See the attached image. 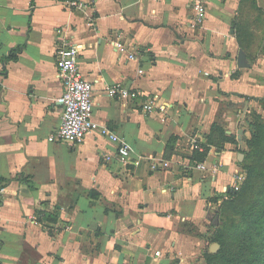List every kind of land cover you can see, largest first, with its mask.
<instances>
[{
    "label": "crops",
    "instance_id": "1",
    "mask_svg": "<svg viewBox=\"0 0 264 264\" xmlns=\"http://www.w3.org/2000/svg\"><path fill=\"white\" fill-rule=\"evenodd\" d=\"M80 1L0 0V264H204V224L242 175L240 108L264 96V63L248 60L235 28L258 33L255 7L201 0L193 27L195 0ZM64 40L93 84L94 120L124 137L126 160L97 131L49 142L61 122ZM239 50L249 68H238ZM114 85L136 97H109ZM216 127L235 142L208 145ZM192 138L208 147L205 170L190 158ZM158 161L169 165L152 169Z\"/></svg>",
    "mask_w": 264,
    "mask_h": 264
},
{
    "label": "built area",
    "instance_id": "2",
    "mask_svg": "<svg viewBox=\"0 0 264 264\" xmlns=\"http://www.w3.org/2000/svg\"><path fill=\"white\" fill-rule=\"evenodd\" d=\"M64 2L67 6L72 8H84V4L80 0H64ZM193 8L195 10V14L193 15L191 26L194 27L203 21L205 7L201 0H195ZM113 47L118 52L127 53L125 46L121 43H114ZM79 54L80 50L77 45L69 40H64L63 43L55 50V65L58 76L63 84V92L57 99V101L61 104L62 112L60 125L48 140L52 143L61 142L74 145L82 142L88 134L97 131L116 146L117 160H126L129 156V147L124 137L117 136L105 125H100L93 118V84L91 81L87 79L85 80L80 71L78 65ZM127 58L131 61L136 60V53H127ZM142 72V70L138 71L139 74H142ZM106 93L112 98L136 97V93L133 90L125 89L119 87L118 85L109 87ZM154 109V100L148 101L144 107V111L146 113H150L154 111ZM189 148L192 151H203V147L199 143L198 138H192ZM106 159L110 160L111 157L107 156ZM168 165L169 163L166 161H158L152 164L151 168L155 170L158 166L166 168ZM195 167L200 170L206 169V165L203 162H197ZM241 177L242 175L237 176V181ZM5 192V186H1L0 194H4Z\"/></svg>",
    "mask_w": 264,
    "mask_h": 264
},
{
    "label": "trees",
    "instance_id": "3",
    "mask_svg": "<svg viewBox=\"0 0 264 264\" xmlns=\"http://www.w3.org/2000/svg\"><path fill=\"white\" fill-rule=\"evenodd\" d=\"M253 7H255V2L253 0H248ZM246 26V25H245ZM244 25H236L237 36L239 40V47L245 50L246 42L250 40V35L246 33V28ZM246 101L253 99L264 101V98H251L245 97ZM257 114L253 116L252 119L249 116L246 117L245 124L248 127L250 133V138L244 140L247 147H255L254 149L260 147L264 141V122L258 120ZM213 127V126H212ZM218 135L212 133V137L207 140V144L217 142V148L220 150L221 144L223 142H235L234 138L225 135L224 129L216 127ZM257 145V146H256ZM208 147L204 146L203 151L194 150L190 156L193 162L201 161L205 159ZM244 155L242 150H240ZM243 169L248 168L244 160L240 162ZM262 176L261 187L258 188V198L254 205L242 208L240 213L242 215V221L247 226V231L241 234L240 240L234 245V247L229 248L225 244V235L221 230L219 225L216 226V230L211 235L209 242L216 243L218 249L216 253L210 254L208 252L204 253L205 260L207 264H212L215 259H220L222 262L227 264H264V173L259 172L254 175L252 170H248V176L246 182L252 184L255 181L256 176ZM247 187H244L246 189ZM224 198L222 201L229 199H236L240 196V193L234 191L233 188H229L223 193ZM222 195V196H223ZM221 205V204H220ZM221 207V206H219ZM220 213L219 208L217 209V215ZM49 221L55 222L53 215L49 216Z\"/></svg>",
    "mask_w": 264,
    "mask_h": 264
},
{
    "label": "rangeland",
    "instance_id": "4",
    "mask_svg": "<svg viewBox=\"0 0 264 264\" xmlns=\"http://www.w3.org/2000/svg\"><path fill=\"white\" fill-rule=\"evenodd\" d=\"M260 4H258V6ZM256 5L257 3L255 4V9L252 10L251 15H255L253 20L256 22L255 27L258 29V33L253 31L250 40L246 42L245 50L247 52L246 54L248 60H251V62L253 61L254 64L258 65L257 62L264 63V4L262 6L260 5L261 7L259 6V8H257ZM251 50L253 52L249 53ZM261 98H264V96ZM254 114H257L259 118L258 120L262 121V123L264 122V101L253 100L249 107L240 108L239 116L242 120L241 122L243 123L241 126L245 127L247 131L248 127H246L244 120L247 116L252 119ZM245 138L248 140L250 138V133ZM254 148L255 147H247L245 143H243L240 148V150H242L245 154V158L243 155V160L248 167L241 169L242 177L233 186L234 191L240 193V196L235 200L232 198L222 201L220 205L221 207H218L220 213L217 215V211L214 210L211 213V218H209L207 223L204 224L205 231H208L209 233L207 241L208 245L206 246L204 253L207 252L208 246L211 245L209 239L215 232L217 225H219L221 230L224 232L225 244L226 246H229V248L234 247V245L240 240L241 234L247 231V226L242 221L240 210L255 204L258 198V188L261 187L262 176H256L255 181L251 185L245 182L249 169L254 172V175L259 172L264 173V141L260 147L256 149ZM244 187L247 188L244 189ZM204 253L201 254V258L204 264H207ZM212 264L227 263H223L220 259H215Z\"/></svg>",
    "mask_w": 264,
    "mask_h": 264
},
{
    "label": "water",
    "instance_id": "5",
    "mask_svg": "<svg viewBox=\"0 0 264 264\" xmlns=\"http://www.w3.org/2000/svg\"><path fill=\"white\" fill-rule=\"evenodd\" d=\"M236 61H237V66L240 69L249 68L250 66L249 63H247V60L245 59V54L243 53L242 50L238 51ZM236 159L239 162H242L243 154L241 152L237 153ZM217 249H218V245L216 243H212L209 248V253L214 254L216 253Z\"/></svg>",
    "mask_w": 264,
    "mask_h": 264
}]
</instances>
